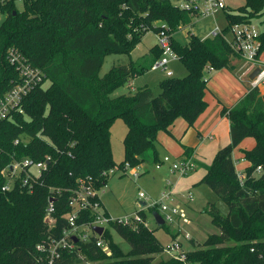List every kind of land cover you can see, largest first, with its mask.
<instances>
[{"label": "trees", "instance_id": "1", "mask_svg": "<svg viewBox=\"0 0 264 264\" xmlns=\"http://www.w3.org/2000/svg\"><path fill=\"white\" fill-rule=\"evenodd\" d=\"M0 0V99L18 82L8 53L18 51L42 69L47 88H38L24 101L25 114L0 123V264H49L52 245L69 229V202L80 182L91 181L101 191L108 184L104 173L126 163L131 166L160 163L157 137L184 119L194 127L206 111L208 72L234 70L240 56L225 38L201 39L188 32L186 44L175 37L172 47L188 73L169 77L156 94L149 86L113 98V93L143 74L161 57L142 64L131 61L100 71L107 56L130 55L142 41L141 28L156 33L163 25L173 33L193 26L189 13L163 0ZM231 23H256L261 29L260 53L264 58V0H245L236 11H227ZM142 36V37H141ZM230 121L231 142L206 166L201 184L207 185L228 205L225 215L211 202L204 213L218 228L204 243L188 239L190 264H264V92L248 91L232 107L222 111ZM121 119L127 127L123 140L125 158L113 156L111 128ZM252 138L255 145L242 150L248 163L241 183L234 150ZM19 140V144L15 142ZM186 157L192 149L184 148ZM47 161L46 171L32 189L23 176L10 191H3L6 173L14 161ZM259 170V171H258ZM54 200V222L46 223L49 201ZM156 210L148 212L151 216ZM143 221L133 226L112 224L102 236L80 239L73 249L60 248L59 264H185L176 258H160L165 247ZM91 221L82 213L78 225ZM162 228H167L166 224ZM115 230L131 246L128 253L114 241ZM177 235H173L174 241ZM101 239L110 254L97 246ZM38 247H42L39 250Z\"/></svg>", "mask_w": 264, "mask_h": 264}, {"label": "built area", "instance_id": "2", "mask_svg": "<svg viewBox=\"0 0 264 264\" xmlns=\"http://www.w3.org/2000/svg\"><path fill=\"white\" fill-rule=\"evenodd\" d=\"M171 3L175 8L189 13L191 18H205L215 16L221 10H227L228 6L226 0H163ZM229 28L222 30L218 26L214 27L208 36L204 39H213L217 37L225 38L228 45L233 51H235L246 65L251 66V71L259 68V74L251 80V88L264 87V58L260 53L261 49V29L256 23L242 22L231 23L228 20ZM183 29L182 26L178 28V31ZM157 34V47L161 50V57L153 64L152 70H164L168 77H172L173 73L169 70L171 62L180 60L179 56L173 50L172 39L175 33L166 25L156 33ZM8 61L10 66L14 67L18 74V82L8 91V93L0 99V123L12 120L15 114H25L24 101L25 99L38 88H44L47 82V76L45 72L39 67L33 66L29 63L18 51L11 50L8 53ZM19 144V140L15 142ZM239 164L240 161H235ZM49 164L47 161L37 162L33 159H23L21 161H14L10 168L7 170L6 183L3 186V191H10L14 188L16 182L23 176V185H28L30 189L34 185L39 184V177L43 171H46ZM162 164H170L172 173H177L181 177H187L197 169V164L193 157H184L178 160H173L170 156H166L155 167L159 169ZM143 164L137 166H131L130 163H126L121 167H113L104 175L110 177L122 171L123 175L129 173L133 178L138 179L144 174ZM259 171V170H258ZM239 178L243 183L245 176L243 172L239 171ZM80 187L73 191L69 206L70 212L67 215L69 229L65 231L64 237L61 241L52 245L49 264H59L61 259L60 248L73 249L74 242L72 237L75 236L79 240L88 241L89 238L84 234L83 229L88 228L92 231V236H98L94 232L93 228L109 227L112 224L133 226L138 223H142V212L148 214V212L156 210L160 213L165 224H171L180 215V209L168 204L170 193L164 191L157 199H152L144 192H139V202L144 201L146 204L142 207L139 203L138 211H134L125 215L122 218L114 219L112 216L104 212L102 204L99 198L98 191L91 181L80 182ZM171 183H167V187H170ZM189 201L194 200V196L191 192L188 195ZM55 211L54 200L49 201V205L46 212L45 221L51 225L54 222L52 215ZM88 212L91 216V221L84 225H78L77 220L82 213ZM148 225V223L146 224ZM190 239L189 236H185ZM97 246L105 250L106 245L99 239ZM42 250V247H38ZM164 253L168 254L169 258H176L182 262L187 263L186 250L183 249L179 241H173L168 247L164 249Z\"/></svg>", "mask_w": 264, "mask_h": 264}, {"label": "rangeland", "instance_id": "3", "mask_svg": "<svg viewBox=\"0 0 264 264\" xmlns=\"http://www.w3.org/2000/svg\"><path fill=\"white\" fill-rule=\"evenodd\" d=\"M228 6L227 10L219 11L215 16L205 18H195L193 26L180 29L174 34L175 39L180 44H186L188 41V32L204 39L208 36L210 31L218 26L220 29L225 30L229 28L227 20V11H236L238 8L245 5V0H226ZM16 6L19 11H23V0H17ZM4 20V16L0 14V25ZM148 31V32H146ZM144 34L142 41L137 45L135 50L130 55L125 54H112L106 57L105 62L100 71V77L105 76L113 67L127 65L131 61L139 65L147 59L155 57V53L151 52L152 48L157 46V34L148 28H141ZM142 37V36H141ZM251 68V66H248ZM169 70L173 72V78L185 77L188 73L181 60L171 62ZM238 71L237 75L239 76ZM167 78L166 71L164 70H149L143 74L136 75L127 85L118 88L112 95L113 98L126 95L132 92L131 88H141L149 86L156 94L160 93L159 84ZM237 79V78H236ZM248 81V77L245 78ZM50 82H46L44 88L49 86ZM263 88V87H262ZM127 132V127L121 119L116 120L111 128V142L113 147V156L117 163H121L125 158V151L123 140ZM255 144L254 139L249 138L243 142V148H251ZM237 154H240L237 151ZM240 167V165H239ZM142 174L138 179L133 178L129 173L123 175L122 171L117 174L111 175L108 180L107 186L100 192V196L107 210L111 212L114 219L124 217L128 210L138 211L139 209V192H144L147 196L156 194L160 189L159 181L155 180L154 165L147 164ZM207 186V185H206ZM163 187V185H162ZM161 187V188H162ZM208 187V186H207ZM209 188V187H208ZM210 195H206L204 191L194 192V200L191 202L188 199L189 193L186 195V205L180 210V215L171 224H166L167 228L159 227L153 216L148 214V226L154 231L158 241L166 248L173 241V235L176 236L184 250L192 248L190 241L185 237L189 236L191 239L199 243H204L207 238L212 234L219 232L218 228L212 223L211 217L204 213L206 202H213L221 210L223 214L228 213V205L224 203L219 197L209 188ZM159 195V194H158ZM155 199V198H153ZM131 212V213H132ZM109 227H105L107 229ZM84 234L89 238L92 237L91 229L84 228ZM114 241L121 247L124 253H128L131 249L130 244L123 239L115 230H111ZM105 251L111 253L109 248L106 247ZM170 256L163 253L160 258L165 259Z\"/></svg>", "mask_w": 264, "mask_h": 264}, {"label": "crops", "instance_id": "4", "mask_svg": "<svg viewBox=\"0 0 264 264\" xmlns=\"http://www.w3.org/2000/svg\"><path fill=\"white\" fill-rule=\"evenodd\" d=\"M248 66L241 59L234 70L222 69L208 72L207 77L210 79L208 83L209 90L206 94L208 107L196 121L194 127H189L187 122L180 118L170 128L168 133L160 132L158 134L157 141L160 160L166 156H170L173 160L184 158L186 157L184 154V148L186 147L192 149L191 157L194 158L197 169L189 176L181 177L177 173H172L170 164H162L159 169L154 165L156 171L154 174L155 180L159 181L160 190L156 194H151L150 198L157 199L162 192L168 191L170 193L168 204L182 210L184 208L183 205H186L187 193L191 192L193 194L198 191L202 193L204 191L206 195H210L209 188L205 184H201L202 179L206 175L205 167L213 162L220 149L226 147L231 142L230 121L227 116L222 114V111L225 108L232 107L252 89L251 77L257 68L251 71V68ZM238 71L240 72L239 76L237 75ZM246 77H248V81L245 80ZM167 78L169 77L167 76ZM131 89L135 91L137 88ZM261 90L264 92V87H261ZM251 148H243L242 143L234 150V160L240 161L239 164H236L238 171L243 172L248 166V163L243 160L242 150H249ZM237 151L240 154H237ZM146 165L143 164V167H146ZM168 182L171 183L170 187H167ZM99 198L104 212L112 216L111 212L104 205L100 193ZM139 203L141 206L143 203L145 204L144 201ZM206 203L207 207L210 202ZM131 212V210H128L125 215Z\"/></svg>", "mask_w": 264, "mask_h": 264}, {"label": "water", "instance_id": "5", "mask_svg": "<svg viewBox=\"0 0 264 264\" xmlns=\"http://www.w3.org/2000/svg\"><path fill=\"white\" fill-rule=\"evenodd\" d=\"M260 72V69L257 68L256 71L254 72V74L252 75L251 79L253 80ZM146 204V203H145ZM145 204H142V207L145 206ZM153 217L157 223V225L159 227H162L163 225H165V221L163 220L162 216L160 215L159 212H154L153 213ZM48 223V222H47ZM94 232L97 233L99 236H102L104 233V228H100V227H95L93 228ZM72 241L76 244L78 243L79 239L75 236L72 237Z\"/></svg>", "mask_w": 264, "mask_h": 264}]
</instances>
